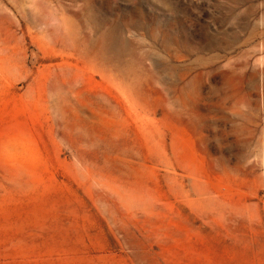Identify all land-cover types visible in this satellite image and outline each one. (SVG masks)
Masks as SVG:
<instances>
[{
  "label": "rangeland",
  "instance_id": "rangeland-1",
  "mask_svg": "<svg viewBox=\"0 0 264 264\" xmlns=\"http://www.w3.org/2000/svg\"><path fill=\"white\" fill-rule=\"evenodd\" d=\"M0 264H264V0H0Z\"/></svg>",
  "mask_w": 264,
  "mask_h": 264
}]
</instances>
